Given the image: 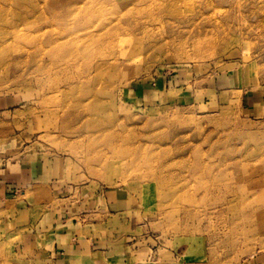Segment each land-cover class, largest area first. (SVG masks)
<instances>
[{
	"label": "rangeland",
	"instance_id": "obj_1",
	"mask_svg": "<svg viewBox=\"0 0 264 264\" xmlns=\"http://www.w3.org/2000/svg\"><path fill=\"white\" fill-rule=\"evenodd\" d=\"M90 1L67 27L39 20L41 40L117 32L81 51L70 83L65 70H0V191L16 181L0 193V264H60L64 245L94 233L110 264H264V226H252L264 187L244 194L251 222L227 192L240 191L233 176L264 182V0ZM127 8L147 31L126 30ZM64 103L83 111L64 122ZM197 160L214 169L209 190Z\"/></svg>",
	"mask_w": 264,
	"mask_h": 264
},
{
	"label": "bare ground",
	"instance_id": "obj_2",
	"mask_svg": "<svg viewBox=\"0 0 264 264\" xmlns=\"http://www.w3.org/2000/svg\"><path fill=\"white\" fill-rule=\"evenodd\" d=\"M43 1L45 2L44 5H34V3L39 2H33L32 6L28 7L27 4H23L24 2H22L21 0H15L18 7L12 8L11 6L10 8H7L6 1L0 0V70L5 69L6 72H9V69H11V67H14V70L16 71L20 70L22 67H28V69L32 70V72L37 73L39 76H47L49 78L52 74H56L59 70H65L68 72L66 80H68L67 82H69L70 79L73 80V75L71 74L70 67L77 64L76 61L78 59H76V57L81 53V51H84L83 56L87 54L89 55L90 53L88 52H91L89 51L90 47L88 48L89 43H92L93 40L97 41L98 43L104 42L108 40L106 36L109 38L112 35L113 37L114 35H117V32H112L110 28L104 27V34L98 35V32H94L93 29H90L89 27L77 33L65 28L63 32L50 35L48 38H45V40H41L42 37L40 38V33L44 29V27L43 23H41L39 20L59 23L60 25L62 24L63 26L67 27L70 24L69 20H75L78 15L85 12L92 13L91 9L89 10L91 3L90 0H69L60 6H57V1L61 2V0H54V4H50V0ZM107 1L108 0H104V4ZM80 2L82 5H79ZM134 10L135 8H127L122 14L123 18L125 17V20L132 22H128L129 25L125 27L126 30L129 33L132 31H147L150 22L140 21L139 19H137L135 15H133ZM9 14L12 15L9 16ZM111 39V43L116 42L121 44L122 47L120 48V52L127 49L125 47H127V45L129 46L132 43L130 42L132 39L129 38H122L120 42L118 41L117 36ZM135 45L136 44L134 43V46ZM129 47L131 48L132 46ZM131 49L135 50V48ZM117 59V57L113 58V60L115 61H118ZM107 62V60H104V67H107V64L109 65V62H111V60L108 63ZM111 64H116L117 70L120 68L118 66L119 64L117 63L113 62ZM112 71L110 72L113 73ZM38 80H42V78L38 77ZM66 88L69 90L71 88V85H64L63 89L65 90ZM67 89L65 92L68 91ZM81 108L77 103H64L62 105L63 111L70 113L64 118V120H66L64 122H67L72 118L71 111L80 113L81 111H83V109ZM116 138L117 136L114 134L113 136H111L110 141L115 142ZM213 171L214 169L209 167V164H207L206 162H203L201 160L196 161L194 170H192L191 173L194 179H196L197 181L196 183L198 184V189H210L209 187L212 186V183L210 181L213 177ZM245 178L247 179L248 176H246ZM245 178L241 176H233L232 179L235 182H240L238 185V189L240 191H234V189L228 187L229 191L227 192L234 193L232 194V196H234V200L238 199L239 195L241 196V200L238 201L233 209L239 212L242 217L245 218L244 222H251L252 215H254V213L257 212L258 209L252 210L250 208L249 202L244 200L247 199L244 194L250 192L256 194V191L259 188L264 187V182L261 181L262 179L250 178L249 183L244 184L243 181L245 180ZM233 199L228 200V204L232 205L231 203ZM238 219L239 218H237V221ZM259 220L261 221H259L257 224H253L252 226H260L262 228L264 226V214ZM235 231L238 233V235H247L248 231H250L251 234L255 233L256 228L247 230L244 227H241V225H239L237 222Z\"/></svg>",
	"mask_w": 264,
	"mask_h": 264
},
{
	"label": "crops",
	"instance_id": "obj_3",
	"mask_svg": "<svg viewBox=\"0 0 264 264\" xmlns=\"http://www.w3.org/2000/svg\"><path fill=\"white\" fill-rule=\"evenodd\" d=\"M15 182L14 180L4 181L3 190L1 189L0 193L12 191V188L16 187ZM61 250L57 257L60 264H71L84 258L88 259L90 264H110L104 259V236L99 233H94L86 243L79 240L70 241Z\"/></svg>",
	"mask_w": 264,
	"mask_h": 264
}]
</instances>
